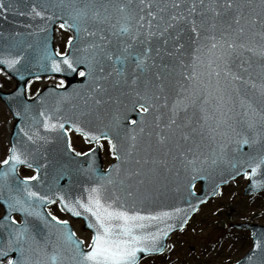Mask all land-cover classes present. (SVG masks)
Wrapping results in <instances>:
<instances>
[{
	"label": "snow or ice",
	"instance_id": "6c2138e0",
	"mask_svg": "<svg viewBox=\"0 0 264 264\" xmlns=\"http://www.w3.org/2000/svg\"><path fill=\"white\" fill-rule=\"evenodd\" d=\"M10 14L28 22L0 30V73L21 82L5 98L17 124L0 160V264H142L224 184L264 190V0H0ZM169 194L182 206L161 205ZM251 237L235 264H264V225Z\"/></svg>",
	"mask_w": 264,
	"mask_h": 264
},
{
	"label": "rangeland",
	"instance_id": "374dc122",
	"mask_svg": "<svg viewBox=\"0 0 264 264\" xmlns=\"http://www.w3.org/2000/svg\"><path fill=\"white\" fill-rule=\"evenodd\" d=\"M68 36L58 30L55 46L64 50ZM54 83L52 79L34 81L31 92L34 95L43 86ZM0 85L5 91L13 88V83L2 74ZM9 127L10 116L0 102V160L5 158ZM19 173L24 176L33 172L20 169ZM245 185L246 179L241 178L224 187L222 196L210 200L183 231L169 238L168 243L174 245L170 251L145 259L142 264H232L240 260L251 247L248 233L230 229L229 225L243 221L264 225V192L255 197L243 196ZM59 217L63 218L62 215ZM75 228L82 238H87L81 233L79 224H75Z\"/></svg>",
	"mask_w": 264,
	"mask_h": 264
},
{
	"label": "water",
	"instance_id": "95a60500",
	"mask_svg": "<svg viewBox=\"0 0 264 264\" xmlns=\"http://www.w3.org/2000/svg\"><path fill=\"white\" fill-rule=\"evenodd\" d=\"M20 20H24L25 22H28L26 20V18L24 17H13L11 14L9 15V19L7 21L3 20V18H0V30H8V31H11V30H20V31H24V26L23 24H20L18 23L17 21H20ZM33 55H37V53H33ZM51 75V74H49ZM10 79H12L14 82H15V88L13 91L11 92H8V93H5L3 91L0 90V100L6 105V107L9 109L11 115H12V120H13V127H12V130H11V137L13 136V129H14V126L17 124V118L14 117L13 115V112H12V109H10L9 107V103H15V101H6V97L15 91V89L17 88L18 84H20L21 82L18 80V78L13 75L11 72L8 73L7 75ZM71 83L74 85L76 83H79V80L77 78L73 79L71 81ZM48 87H51V86H48ZM48 87H45V88H48ZM44 88V89H45ZM27 167V166H26ZM229 183V182H228ZM226 183V184H228ZM224 184V185H226ZM200 185V184H199ZM203 190L204 192H207L209 189H208V185L205 184L203 186ZM260 191H263V190H260ZM200 192H201V185H200ZM200 192L198 194H200ZM259 192V191H257ZM255 192V193H257ZM244 195H247V194H253V192H251L249 190V181L246 185V188L244 189V192H243ZM214 197V196H213ZM211 198V197H210ZM159 203L161 205H172V206H182L181 204V201H180V198L178 196H174L172 194H169L165 197H162L161 200L159 201ZM2 208L3 206L0 205ZM200 206V205H199ZM76 218V217H74ZM83 219V218H82ZM84 220V219H83ZM246 227H242V228H248L250 231H252V226L251 225H245ZM86 227V226H85ZM177 231V230H176ZM175 232V231H174ZM173 233V232H172ZM154 255H157V254H154Z\"/></svg>",
	"mask_w": 264,
	"mask_h": 264
},
{
	"label": "flooded vegetation",
	"instance_id": "af4514ba",
	"mask_svg": "<svg viewBox=\"0 0 264 264\" xmlns=\"http://www.w3.org/2000/svg\"><path fill=\"white\" fill-rule=\"evenodd\" d=\"M55 81V80H54ZM56 83V81H55ZM130 115L135 118L136 114L134 113H130ZM71 137H72V144L73 147H75L78 151H87L88 148L91 146L88 144L87 141L84 140L83 136L80 134H77L75 132L71 133ZM98 162L102 163V166L106 169L111 163H113V159L108 155L107 149H102L99 152V157H98ZM48 209H50L55 215L60 216L62 215L63 218L62 219H68L70 220L67 216H65L63 213H61V211L58 208L57 204L51 205L48 207ZM17 219H19V217H17ZM246 222V221H244ZM70 223L73 227V230L81 237V235L79 234V232L76 230L75 228V224H79L80 228L82 227V222L81 221H72L70 220ZM82 230V229H81ZM81 233H84L87 235V238L85 237V239H88L90 237V233L87 231H82ZM82 238V237H81ZM84 239V238H83Z\"/></svg>",
	"mask_w": 264,
	"mask_h": 264
}]
</instances>
